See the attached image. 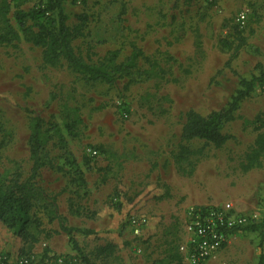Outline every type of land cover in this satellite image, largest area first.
Instances as JSON below:
<instances>
[{
    "label": "rangeland",
    "instance_id": "1",
    "mask_svg": "<svg viewBox=\"0 0 264 264\" xmlns=\"http://www.w3.org/2000/svg\"><path fill=\"white\" fill-rule=\"evenodd\" d=\"M47 1L28 0L21 10ZM64 6L74 48L87 62L97 63L114 51L123 62L138 48L147 59L140 62L141 70L157 63L165 77L135 75L114 86L92 83L64 64L44 65L42 49L32 44L0 43V141L7 144L2 171L17 162L29 177L31 118L55 122L68 106L83 119L80 136L68 138L65 149L57 140L49 142L46 160L56 167L42 169L35 182L55 200L66 226L96 232L74 233L94 264H178L171 257L179 254L187 210L195 204L229 202L242 213H258L256 225L261 224L264 160L249 172L242 165L264 132V86H257L235 120L223 126L229 137L224 147L199 140L181 143V131L187 112L209 116L220 111L241 78L258 76V64L264 69V0H67ZM10 19L18 30L15 11ZM40 23L29 19L25 25L37 31ZM238 34L247 45L227 67L233 52L223 51L220 42L235 46ZM181 144L198 152L192 175L174 161ZM70 164L80 166L85 185L76 181ZM133 212L147 221L140 236L130 226L132 219L122 227ZM38 217L37 242L24 243L0 224V256L27 258L29 264H84L60 221L50 222L43 211ZM262 241L261 232L235 234L211 264H258ZM108 243L117 245L116 260H96L94 252Z\"/></svg>",
    "mask_w": 264,
    "mask_h": 264
},
{
    "label": "trees",
    "instance_id": "2",
    "mask_svg": "<svg viewBox=\"0 0 264 264\" xmlns=\"http://www.w3.org/2000/svg\"><path fill=\"white\" fill-rule=\"evenodd\" d=\"M28 0H0V34L1 44H13L18 41H25L43 51V63L48 67H58L61 64L67 66L72 72L85 77L92 83H101L114 86L119 80L126 77H145L146 80L164 79L165 72L157 63H150V68L142 71L140 62L147 60L143 51L134 48L131 55L123 62H119V51L110 52L104 59L97 63H90L85 60L74 48V31L70 28L69 18L65 12V2L67 0H48L42 7L29 12L21 10V5ZM192 2L193 0H185ZM15 11V20L18 30L11 23L10 14ZM41 21L37 26L38 30L26 27L27 20ZM238 44L233 46L227 40L220 42L223 51H232L233 55L226 66L231 67L240 51L247 45L246 39L238 34ZM256 69L258 76L251 79L241 78L239 89L232 97L231 101L218 112L209 116L190 110L186 113L185 123L181 131V143H192L195 141H205L216 148L226 145L229 137L224 135L222 128L225 124L235 120V113L240 105L251 97L257 86H264V69L262 64H258ZM83 119L77 109L65 106L64 111L58 121L46 123L41 117L35 116L30 120V136L28 141L30 160L32 168L29 177L25 178L20 163L14 162L12 168L2 171L3 152L7 146L6 142L0 141V224L4 230L11 232L22 242H37L36 234L42 226L38 211H43L49 217L50 222L60 221V227L64 234L70 237L74 249L81 255L84 264H94L92 260L85 256L82 249L75 240L74 233L79 232L84 235H96L93 230H80L65 225L64 219L58 216L55 200H51L46 192L36 186L35 180L40 176L42 169L46 167L55 168L54 164L46 159V148L51 140H57L62 149L67 146V139H76L80 136V127ZM198 152L187 148L184 144L178 146V151L173 153L174 161L180 171L192 175L194 161L192 158ZM67 155V154H66ZM65 155V159L67 157ZM264 160V132L256 140L254 148L246 156V161L242 165L243 172H249L261 168ZM75 170L76 181L86 184L84 172L80 166L70 164ZM186 166L191 170L187 171ZM64 171L62 168H57ZM115 207L122 210V204L117 203ZM134 206H132L133 208ZM137 213L127 215V219L122 227L136 217ZM250 232H261L264 236V221L256 226L245 229ZM262 254L258 264H264V245L261 243ZM117 245L108 243L106 246L98 248L94 254L96 260H103L106 263L116 260ZM24 255V252H22ZM23 259V258H22ZM21 258L12 256H0V264H17ZM183 264V258L179 254L171 257V263Z\"/></svg>",
    "mask_w": 264,
    "mask_h": 264
},
{
    "label": "built area",
    "instance_id": "3",
    "mask_svg": "<svg viewBox=\"0 0 264 264\" xmlns=\"http://www.w3.org/2000/svg\"><path fill=\"white\" fill-rule=\"evenodd\" d=\"M246 19V13L240 20ZM260 220L258 213L245 214L237 210L232 203L219 205L191 206L187 210L185 238L179 247V253L185 264H211L212 260L225 249L235 234L255 226ZM147 221L132 218L130 226L137 236ZM17 264H29L27 258Z\"/></svg>",
    "mask_w": 264,
    "mask_h": 264
},
{
    "label": "crops",
    "instance_id": "4",
    "mask_svg": "<svg viewBox=\"0 0 264 264\" xmlns=\"http://www.w3.org/2000/svg\"><path fill=\"white\" fill-rule=\"evenodd\" d=\"M191 206H197V205L195 204V205H191Z\"/></svg>",
    "mask_w": 264,
    "mask_h": 264
}]
</instances>
